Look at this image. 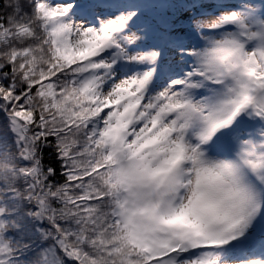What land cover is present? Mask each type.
I'll use <instances>...</instances> for the list:
<instances>
[{
    "label": "snow or ice",
    "instance_id": "6c2138e0",
    "mask_svg": "<svg viewBox=\"0 0 264 264\" xmlns=\"http://www.w3.org/2000/svg\"><path fill=\"white\" fill-rule=\"evenodd\" d=\"M0 264H264V0H0Z\"/></svg>",
    "mask_w": 264,
    "mask_h": 264
}]
</instances>
